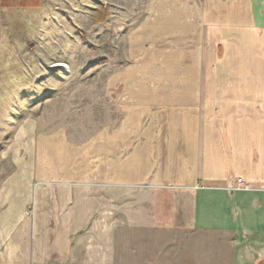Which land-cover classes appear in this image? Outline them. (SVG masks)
I'll return each instance as SVG.
<instances>
[{
	"label": "crops",
	"instance_id": "1",
	"mask_svg": "<svg viewBox=\"0 0 264 264\" xmlns=\"http://www.w3.org/2000/svg\"><path fill=\"white\" fill-rule=\"evenodd\" d=\"M51 1L0 0V23L44 11ZM185 1L183 9L167 0L166 12L155 13L158 69L133 76L136 83L131 72L112 77L122 82L110 98L141 110L134 122L146 132L135 139L142 180L165 189L147 206L145 221L139 217V228L150 239L162 229L170 240L184 236L186 264H264V0ZM111 7V0H96L91 25L111 21ZM123 125L129 141V119ZM42 140L52 138L34 134L29 166L0 183V264H116L113 234L104 242L95 227L77 235L96 219L81 193L87 184L76 181L81 168L73 161L62 172L54 167L57 144L45 160ZM126 151L120 173L106 164V184L114 175L122 185L129 181ZM90 164L89 186L96 187L97 160ZM235 177L252 188L227 190ZM31 204L34 214L25 215ZM128 224L125 214L121 228Z\"/></svg>",
	"mask_w": 264,
	"mask_h": 264
},
{
	"label": "rangeland",
	"instance_id": "2",
	"mask_svg": "<svg viewBox=\"0 0 264 264\" xmlns=\"http://www.w3.org/2000/svg\"><path fill=\"white\" fill-rule=\"evenodd\" d=\"M173 1L184 9L185 0ZM95 3L53 0L44 11L10 14L0 23V183L15 168L29 166L34 134L50 135L51 142L42 140L41 148L48 150L45 160L53 158L57 144L54 167L62 172L73 161L81 168L76 181L87 184L81 193L92 210L96 207V219L81 224L77 235L95 227L92 232L104 242L113 234L116 264H186L184 236L170 240L169 229H162L150 239L139 228L147 206L155 196L164 198L165 189L149 186L139 172L144 164L137 158L135 139L146 133L145 126L134 122L142 117L139 106L123 109L110 95L122 82L113 74L131 72L129 81L136 83L133 76L158 69L155 13L171 5L167 0H111L112 20L95 27L89 21ZM57 62L67 67L54 66ZM127 119L129 141L124 139ZM128 146L129 181L122 185L121 175H114V184H106L107 165L120 173ZM95 159L97 186L90 187V162ZM26 212L33 215L34 205ZM125 214L129 224L122 229Z\"/></svg>",
	"mask_w": 264,
	"mask_h": 264
},
{
	"label": "built area",
	"instance_id": "3",
	"mask_svg": "<svg viewBox=\"0 0 264 264\" xmlns=\"http://www.w3.org/2000/svg\"><path fill=\"white\" fill-rule=\"evenodd\" d=\"M225 188L227 190H249L251 189V185L247 182H245L242 178L240 177H235L233 179L228 180V182L225 185ZM26 215H28L29 213L26 212Z\"/></svg>",
	"mask_w": 264,
	"mask_h": 264
},
{
	"label": "bare ground",
	"instance_id": "4",
	"mask_svg": "<svg viewBox=\"0 0 264 264\" xmlns=\"http://www.w3.org/2000/svg\"><path fill=\"white\" fill-rule=\"evenodd\" d=\"M54 66H65V67H67V65H65V64H63V63H61V62H57L56 64H54ZM222 70V69H221Z\"/></svg>",
	"mask_w": 264,
	"mask_h": 264
}]
</instances>
